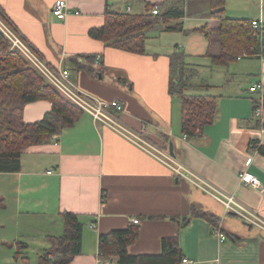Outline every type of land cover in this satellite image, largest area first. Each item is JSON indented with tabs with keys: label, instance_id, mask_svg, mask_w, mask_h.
I'll return each instance as SVG.
<instances>
[{
	"label": "crops",
	"instance_id": "0c3cea01",
	"mask_svg": "<svg viewBox=\"0 0 264 264\" xmlns=\"http://www.w3.org/2000/svg\"><path fill=\"white\" fill-rule=\"evenodd\" d=\"M56 1L0 0V8L13 32L47 66L66 69L84 94L120 102L124 110L117 118L123 127L168 156L171 147L170 158L189 176L176 175L170 159L83 112L73 126L26 149L19 172L0 173V264H41L39 257L50 247L47 237L63 233L64 212L77 215L83 225L81 252L69 264H97L100 235L125 230L134 220L139 237L128 246L130 255H159L162 239L170 238L182 253L180 264H264V229L246 224L202 188L203 182L231 195L264 218V156L253 152L264 147V91L249 90L264 86V57L217 66L210 80L191 79L185 94L214 96L217 110L213 123L187 138L181 131V102L168 93L170 56L182 52L187 65L200 68L220 54V22L211 16L208 1L65 0L70 14L64 20L52 14ZM147 4L158 5L159 13L176 7L183 16L149 29L144 54L89 37L91 29L104 25L106 12L140 15ZM243 11L239 7L237 18H230L224 7L229 19L251 20ZM176 23L181 31L166 30ZM87 56L95 58L90 66ZM256 104L262 105L260 117ZM50 110L48 101L29 103L23 121H41ZM248 157L247 171L261 189L240 182ZM193 211L215 217L216 226ZM19 242L27 245L20 259L15 258ZM107 259L117 264L116 256Z\"/></svg>",
	"mask_w": 264,
	"mask_h": 264
},
{
	"label": "trees",
	"instance_id": "16d2710c",
	"mask_svg": "<svg viewBox=\"0 0 264 264\" xmlns=\"http://www.w3.org/2000/svg\"><path fill=\"white\" fill-rule=\"evenodd\" d=\"M211 16L220 22L218 31L220 54L211 59L213 66L226 67L238 58L264 57V36L254 31L252 20L229 19L224 15L225 0H207ZM155 4H147L144 14L105 13L104 25L88 32L90 38L103 42L107 47L135 54L145 53L146 32L157 23L180 20L183 12L176 7L152 15ZM0 19L9 28L15 29L0 8ZM12 30V31H13ZM167 31H181L182 24L167 25ZM245 55V56H244ZM83 59L90 64L95 59ZM77 69H83L78 63ZM168 93L181 102V131L187 138L196 137L203 128L215 120L217 99L210 95L185 94L190 80L196 75L191 72L182 52L170 56ZM190 71V75L189 74ZM208 85L202 84L206 88ZM48 101L51 110L41 121L27 124L23 121L24 107L33 102ZM257 108V104L254 105ZM83 111L63 98L56 88L22 56L11 49V43L0 31V173H15L20 170L23 152L31 146L43 144L62 130L75 124ZM264 156V147L253 149ZM193 216L207 220L216 226L218 219L201 211ZM63 233L48 236L50 247L39 257L41 264H69L81 252L83 225L77 215L61 213ZM139 237V230L131 224L125 230L112 231L99 237V251L105 257L116 256L117 264H180L182 253L177 241L164 238L159 255L133 256L127 248ZM27 245L17 243L15 258L22 256ZM26 260V259H23Z\"/></svg>",
	"mask_w": 264,
	"mask_h": 264
},
{
	"label": "built area",
	"instance_id": "2783aa9c",
	"mask_svg": "<svg viewBox=\"0 0 264 264\" xmlns=\"http://www.w3.org/2000/svg\"><path fill=\"white\" fill-rule=\"evenodd\" d=\"M129 12V10H128ZM52 14L58 20H64L67 15L70 14L67 8V3L65 0H57L52 8ZM152 15H158V8H154L151 11ZM252 29L262 36L264 30V21L260 19L251 21ZM0 31L5 35V37L11 43V49L17 50L21 55H23L32 66H34L47 80L51 83L56 90L60 93V95L65 98L67 101L74 104L76 107L81 109L83 112L89 114L94 121L100 122L104 125H107L113 129H117L119 132L123 133L128 137L131 136L134 140H136L141 147H147L156 152L159 156L164 159H170L173 163L176 164V175L180 176H189L185 171V168L180 165L176 160L170 158L167 153L163 152V150L156 148L155 146L150 145L141 135L132 134L130 130H127L121 124L120 120L117 118L119 114L123 113V106L120 102L116 100H112L109 102L99 101L87 94L82 93L77 87L72 85L69 80V72L66 69L61 70H52L48 68V66L37 57L28 47L23 43L21 38L14 33L11 29H9L3 21L0 19ZM245 56V55H244ZM241 57L238 58L240 60ZM263 84L258 83L250 87V92H262L264 91ZM262 112V105L255 109V116L260 117ZM150 146V147H149ZM146 148V149H147ZM148 150V149H147ZM252 162V157H248L245 162V168L241 172L239 179L242 185L253 188V189H261L260 181L257 177L247 171L249 165ZM51 171H49L50 173ZM202 188L208 193L211 194L219 203L223 204L227 211L230 213L239 214L243 221L248 225H257L258 227H262L264 229V218H261L257 214L243 208L240 206L235 200L233 196L224 194L219 190L212 188L210 185H206L202 182ZM133 224H138V220H134ZM95 225H91L90 228H94ZM218 239L221 243L226 241V237L222 234L218 235ZM183 263H188L186 259L182 261ZM97 264H109L107 257H105L100 251L97 254Z\"/></svg>",
	"mask_w": 264,
	"mask_h": 264
},
{
	"label": "rangeland",
	"instance_id": "374dc122",
	"mask_svg": "<svg viewBox=\"0 0 264 264\" xmlns=\"http://www.w3.org/2000/svg\"><path fill=\"white\" fill-rule=\"evenodd\" d=\"M239 7L240 8L243 7V9H245V11L242 12L244 14V16H243L244 18H250L251 20H256V19L261 18L264 21V0H226V5H225V8L227 10L226 15L230 18H235V17L237 18V16L239 15ZM260 11H262V13ZM263 33H264V30H263ZM244 60H246V59H244ZM237 62L238 61L233 62V63H237ZM233 63H231V64H233ZM202 65H203V67H200V68L197 66L194 67L191 65H187V67L189 68V70L191 72L193 71L195 73L196 71H199L198 75H195L192 78V81L194 83L197 82L198 79L200 81L204 77L207 78L208 80H210L209 77H211L214 69H216V67H217V66H213L210 62L204 63ZM231 67H233V66H231ZM48 68H50V67L48 66ZM217 70H220V69H217ZM190 71H189L188 75H190ZM220 71H224V69H222ZM190 82H191V80H190ZM204 84H205V81H204ZM240 223H241V221H240ZM31 255H32V253L28 252V257H31ZM13 264H20V262L19 263H13ZM30 264H35V263L32 262Z\"/></svg>",
	"mask_w": 264,
	"mask_h": 264
},
{
	"label": "water",
	"instance_id": "95a60500",
	"mask_svg": "<svg viewBox=\"0 0 264 264\" xmlns=\"http://www.w3.org/2000/svg\"><path fill=\"white\" fill-rule=\"evenodd\" d=\"M169 153H170V155H172V154H171V153H172L171 147H170V149H169Z\"/></svg>",
	"mask_w": 264,
	"mask_h": 264
}]
</instances>
